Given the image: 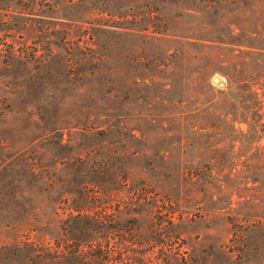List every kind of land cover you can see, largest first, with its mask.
<instances>
[{
  "label": "rangeland",
  "instance_id": "rangeland-1",
  "mask_svg": "<svg viewBox=\"0 0 264 264\" xmlns=\"http://www.w3.org/2000/svg\"><path fill=\"white\" fill-rule=\"evenodd\" d=\"M90 242L264 264V0H0V264Z\"/></svg>",
  "mask_w": 264,
  "mask_h": 264
},
{
  "label": "trees",
  "instance_id": "trees-1",
  "mask_svg": "<svg viewBox=\"0 0 264 264\" xmlns=\"http://www.w3.org/2000/svg\"><path fill=\"white\" fill-rule=\"evenodd\" d=\"M259 103L260 101L255 104V107ZM260 107H257L256 110L259 111ZM69 218L76 225L84 224L85 226L89 223L102 222L103 219L101 216H94L81 211L70 215ZM67 248H63V251L60 252L61 256H44L41 258L36 256L38 260L34 264H107L113 258V256H107L105 247L98 243L90 242L89 248L83 254L78 250V244H72Z\"/></svg>",
  "mask_w": 264,
  "mask_h": 264
},
{
  "label": "water",
  "instance_id": "water-1",
  "mask_svg": "<svg viewBox=\"0 0 264 264\" xmlns=\"http://www.w3.org/2000/svg\"><path fill=\"white\" fill-rule=\"evenodd\" d=\"M221 84H223V83L221 82Z\"/></svg>",
  "mask_w": 264,
  "mask_h": 264
}]
</instances>
